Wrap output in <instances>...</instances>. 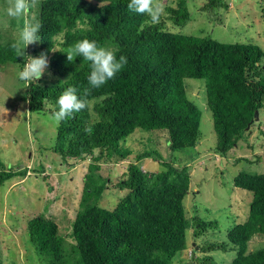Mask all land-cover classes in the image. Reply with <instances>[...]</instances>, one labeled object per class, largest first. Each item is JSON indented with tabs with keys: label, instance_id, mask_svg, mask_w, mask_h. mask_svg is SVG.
Returning <instances> with one entry per match:
<instances>
[{
	"label": "trees",
	"instance_id": "trees-1",
	"mask_svg": "<svg viewBox=\"0 0 264 264\" xmlns=\"http://www.w3.org/2000/svg\"><path fill=\"white\" fill-rule=\"evenodd\" d=\"M187 1L174 0L176 8L166 6L171 20L180 23L188 18ZM129 2L40 0L38 5L36 20L41 28L36 57L46 54L52 73L64 79L27 84L24 100L28 111L52 114L66 88L89 86L90 62L82 57L69 62L64 53L75 42L87 38L112 50L117 58H127L114 79L92 89L87 98L90 107L56 125L55 142L50 147L62 161L91 159L70 225L77 264H168L184 248L186 221L181 199L188 189L184 166L161 161L160 171L145 172L137 161L151 156L147 152L136 154L126 165L125 177L115 184L126 192L110 210L97 204L105 180L95 171L98 162L126 159L130 153L119 142L135 128L166 131L172 151L195 146L200 138L201 112L186 96V78L204 82L215 134L213 150L219 155L236 145L252 123L253 112L264 105V49L251 43H221L164 30L160 24L150 23L146 14L131 12ZM215 2L209 0L202 9L215 6ZM11 45L0 43V63L22 67L27 59L17 57ZM25 173L26 169L5 168L0 162V185ZM232 183L251 192L246 218L228 229L225 241L194 248L201 252L233 249L236 254L229 264H264V247L246 253L247 240L264 234V172H238ZM41 215L28 220L27 237L37 252L48 256L46 261H61L65 249L57 226ZM194 223L193 235L197 236L202 224ZM198 264L213 263L206 256L198 259Z\"/></svg>",
	"mask_w": 264,
	"mask_h": 264
},
{
	"label": "rangeland",
	"instance_id": "rangeland-1",
	"mask_svg": "<svg viewBox=\"0 0 264 264\" xmlns=\"http://www.w3.org/2000/svg\"><path fill=\"white\" fill-rule=\"evenodd\" d=\"M208 1L188 0V18L176 23L166 10L167 5L177 7L174 0H162L164 10L158 24L175 33L208 37L221 43H251L264 49V0H216L215 6L202 9ZM7 6V0H0L1 44L13 43L25 20L37 21L38 6L21 19L22 24L21 20L6 14ZM58 47L59 44L55 46ZM36 49L37 42L24 50L25 55L36 57ZM23 66L0 63V162L5 168L26 169L24 177L13 176L0 185V264H77L71 249L70 225L91 159L62 161L50 149L55 142L56 124L49 119L51 113L28 111L29 104L24 100L26 83L17 76ZM260 67L261 64L257 69ZM56 79L64 78L55 76L47 67L37 81L52 84ZM184 85L187 98L201 112L200 138L195 146L172 151L166 131L135 128L119 142V146L130 153L126 159L98 162L95 173L105 180V188L97 204L110 210L124 196L126 190H119L115 184L125 177L126 165L138 153L147 152L151 156L137 161L145 172L160 171L161 161L172 162L175 167L184 166L188 174V189L181 199L186 221L184 248L176 252L168 264H198V259L206 256L213 264H229L235 250L201 252L194 246L225 241L228 229L247 216L251 192L234 187L232 179L241 171L264 172V105L258 109L257 118L245 127L236 145L219 155L213 150L215 134L205 103L204 82L186 78ZM38 214L57 226L61 246L65 249L61 261H46L48 256L37 252L27 237L26 224ZM196 220L201 222L202 229L194 236ZM259 247H264V234H254L247 240L246 253Z\"/></svg>",
	"mask_w": 264,
	"mask_h": 264
},
{
	"label": "clouds",
	"instance_id": "clouds-1",
	"mask_svg": "<svg viewBox=\"0 0 264 264\" xmlns=\"http://www.w3.org/2000/svg\"><path fill=\"white\" fill-rule=\"evenodd\" d=\"M40 0H7L6 14L18 21L28 16L32 9L39 5ZM128 9L139 15H147L152 24L159 23L163 13L162 0H130ZM41 24L39 21L30 22L25 20L18 28L12 49L17 53V57H27L23 69L18 71L20 80L29 84L31 81L39 80L48 67L46 54L38 57L26 56L25 49L40 40L38 35ZM66 53L67 60L73 62L77 57H82L84 61L90 62L91 71L87 76L88 87L82 90L77 87L66 88L57 98L58 110L54 111L49 119L56 125L88 107V96L92 89H99L115 76L127 64V58L123 55L117 58L116 54L103 46H99L96 41L87 38L75 42L69 46ZM79 92V95H78ZM85 131L90 132V128Z\"/></svg>",
	"mask_w": 264,
	"mask_h": 264
},
{
	"label": "water",
	"instance_id": "water-1",
	"mask_svg": "<svg viewBox=\"0 0 264 264\" xmlns=\"http://www.w3.org/2000/svg\"><path fill=\"white\" fill-rule=\"evenodd\" d=\"M257 118V111H254L253 112V119H256Z\"/></svg>",
	"mask_w": 264,
	"mask_h": 264
}]
</instances>
